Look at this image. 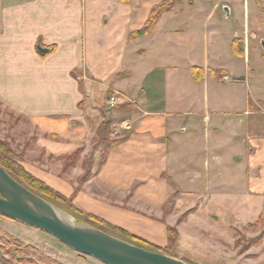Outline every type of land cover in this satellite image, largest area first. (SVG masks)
Masks as SVG:
<instances>
[{
  "label": "crops",
  "instance_id": "obj_1",
  "mask_svg": "<svg viewBox=\"0 0 264 264\" xmlns=\"http://www.w3.org/2000/svg\"><path fill=\"white\" fill-rule=\"evenodd\" d=\"M162 1L0 0V104L23 118L24 136L32 139L21 164L84 214L160 249L175 227L172 249L195 251L196 245L184 246L189 234L205 257L230 256L224 240L189 224L201 211L210 215V203L225 188L239 190L229 165L240 164L243 150L264 155V97L255 96L254 74L235 75L234 68L210 65V58L247 59L264 0H216L213 8L225 9L224 20L244 4V38L236 20L233 33L215 36L223 29L207 5L201 25L206 34L211 28L210 42L200 43L190 22L176 25L184 1L195 6V0H179L148 34L131 37ZM105 121L116 143L102 162ZM226 147L233 148L230 164ZM248 170L245 198H263L264 161ZM233 256L228 260L239 263L238 252Z\"/></svg>",
  "mask_w": 264,
  "mask_h": 264
},
{
  "label": "rangeland",
  "instance_id": "obj_2",
  "mask_svg": "<svg viewBox=\"0 0 264 264\" xmlns=\"http://www.w3.org/2000/svg\"><path fill=\"white\" fill-rule=\"evenodd\" d=\"M195 1V6H190L188 1H184L186 4L185 9L175 21H177L176 25H183L190 22L194 27L196 36H200V43L205 44V38L208 37L207 39L210 42L211 36L214 35L210 32L211 28H209V33L206 34L204 26L201 25L202 21L206 19L207 14L204 13V8L207 5L210 12H213L212 10L215 9L213 7L217 1ZM249 1L253 3V0ZM210 12L209 14L211 17ZM225 12L224 8L215 12L213 21L221 25L223 29L222 33H215V36L223 38L225 36V31L233 33L235 31L236 20L240 35L245 37V34L242 32L245 23L244 4L240 5L238 10L234 11L230 20H224L223 16L226 14ZM200 16L203 18H200ZM196 21L200 24L196 23ZM250 22L254 26L253 11H251L250 14ZM254 29L257 38L254 39L250 36V43L246 46L247 59L223 54L217 60L216 58H210V65L216 63L218 67L223 65L232 69L234 68L236 70L234 71L235 75L247 76L248 72L254 74L255 77L251 78V84L255 88V96L264 97V17L256 21V27H254ZM22 120L23 118L5 110L0 104V141L9 145L12 152L10 158L15 162L18 161L17 158L19 161L23 159V152L26 150L25 146L30 147V140H32L30 139L31 137L24 136L25 132L22 128ZM17 124H20V127H17ZM27 137L29 140L25 139ZM109 140L112 141L110 137ZM99 141L100 144L103 145V141L105 140L99 138ZM243 146L246 147L244 144ZM243 146L241 147L242 149H244ZM232 147H226L224 149V154L229 164L233 161V156L231 155ZM243 152L244 150L242 151L240 164H234L235 166L232 164L229 165V168L233 167L236 174L235 177L239 180V190H234L231 193V188H225L223 198L219 199L217 202L210 203L209 209L211 210L208 209L209 211L207 212L212 213L208 215V213L205 214L206 212L204 213L201 211L195 215L194 219H192L189 224V226L194 227L193 231L196 227H198V229L199 227L202 229H209L214 236L224 240V252H228L231 255L229 256L227 253H224V256L205 257L200 250V243L195 239L192 240L189 234L187 237L184 235V246L196 245L195 251L191 249L179 251L182 249L181 247H178L179 250L171 248L169 249L171 255H176L179 259L189 264H264V197L256 198V200L251 197L245 198L247 196L245 193L248 192V185L250 182V171L248 167L252 166L253 163L257 164L259 160L264 161V155L260 154L250 157L249 153L244 154ZM255 178L260 179L261 177L257 173L255 174ZM53 201L56 206L60 207L69 216H73L72 208H70L68 202H61L55 198ZM216 215L219 216L218 219L215 218ZM73 217L79 220L75 216ZM28 245L37 249L40 254H43L45 259L51 261H57L63 264H104L94 257L82 254L68 247L43 230L0 215V255L14 263L19 262L20 259L23 261L26 260L27 262L29 257H35L31 254L32 251L25 248ZM183 250H185V248H183ZM235 252H238V255H240L239 263H235L230 259L228 260V257H232ZM232 258L236 259V256Z\"/></svg>",
  "mask_w": 264,
  "mask_h": 264
},
{
  "label": "water",
  "instance_id": "obj_3",
  "mask_svg": "<svg viewBox=\"0 0 264 264\" xmlns=\"http://www.w3.org/2000/svg\"><path fill=\"white\" fill-rule=\"evenodd\" d=\"M0 215L43 230L68 247L104 264H189L76 220L16 180L1 164Z\"/></svg>",
  "mask_w": 264,
  "mask_h": 264
},
{
  "label": "trees",
  "instance_id": "obj_4",
  "mask_svg": "<svg viewBox=\"0 0 264 264\" xmlns=\"http://www.w3.org/2000/svg\"><path fill=\"white\" fill-rule=\"evenodd\" d=\"M179 0H163L160 4L156 5L153 7L150 17L147 20L146 24L144 27L137 31L134 32L131 37L135 36H142L148 34L152 28L155 26V24L158 22L159 18L163 15V13L171 10L178 2ZM40 51L42 52V49L40 48ZM195 76L197 78H200V71L198 69H194ZM213 73L218 74L220 77L223 76L224 73H221L220 71H213ZM225 77V76H223ZM109 132H110V123L109 122H103L99 128V136L100 139L103 138L105 141H103L104 145V155L102 158V162H104L107 158V154L110 150V148L116 143L115 141L109 140ZM105 143V144H104ZM11 149L9 145L5 142L0 141V164L7 169V171L19 182H21L23 185H25L27 188L32 190L33 192L39 194L40 196L44 197L48 201L52 202L53 204L54 201L53 199H57L61 202H68L70 204V208H72V215L78 218L81 221H84L86 223H89L109 234H112L114 236H117L123 240L129 241L130 243L136 244L140 247H143L147 250L151 251H156V252H161L165 254H170L169 249L175 245V242L178 239V231L175 227H169V245L168 247L164 249L157 248L156 246L146 242L145 240L138 238L134 235H131L128 233L126 230L119 228L115 225H112L111 223L107 222L106 220H103L97 216L91 215V214H84L78 208L74 207L71 204L70 199L66 198L63 196L61 193L56 191L54 188L49 186L47 183L44 181L38 179L35 177L33 174H31L28 170L25 169V167L21 164L19 159L17 158L18 161H14L13 159L10 158L11 154ZM74 156H71V158ZM88 162V161H87ZM90 171L87 170V172L84 175V178L89 177ZM174 203V200H171L169 202V205H172ZM58 205V204H57ZM60 206V205H59ZM186 218V215H183L181 217V220H184ZM264 234V233H263ZM264 237V236H263ZM27 250L32 251V255L35 257H29L26 260L23 261L20 259L19 262H12L11 260L3 257L0 255V261L3 264H63L61 262L57 261H51L48 259H45L43 254H40L37 249H34L32 246L30 247L29 245L25 247ZM32 248V250H31ZM36 251V252H35ZM38 252V253H37Z\"/></svg>",
  "mask_w": 264,
  "mask_h": 264
},
{
  "label": "built area",
  "instance_id": "obj_5",
  "mask_svg": "<svg viewBox=\"0 0 264 264\" xmlns=\"http://www.w3.org/2000/svg\"><path fill=\"white\" fill-rule=\"evenodd\" d=\"M224 78L227 79L228 76H225ZM108 101H109L110 106H112V107H115L117 104L116 96H112Z\"/></svg>",
  "mask_w": 264,
  "mask_h": 264
}]
</instances>
